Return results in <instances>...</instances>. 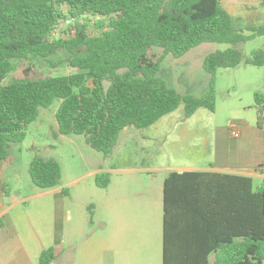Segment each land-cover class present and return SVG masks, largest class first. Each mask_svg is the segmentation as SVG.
<instances>
[{
	"label": "trees",
	"instance_id": "16d2710c",
	"mask_svg": "<svg viewBox=\"0 0 264 264\" xmlns=\"http://www.w3.org/2000/svg\"><path fill=\"white\" fill-rule=\"evenodd\" d=\"M261 6L262 23L246 27L251 35L244 36L220 0H0V161L7 166L10 146L21 143L39 109L55 101H59L54 114L57 133L82 135L89 147L104 155L112 152L124 128L147 129L181 104L185 119L200 108L213 111L215 72L242 62L263 66L264 49L244 59L232 48L207 55L202 67L212 79L199 98L181 96L169 87L158 75L160 63L166 55L178 58L203 43L236 45L255 36L264 38V0ZM65 19L72 25L50 41L53 28ZM153 47L161 49V57L149 55ZM59 51L68 53L65 62L74 73L8 79L15 62H52ZM254 102L261 129L264 94L255 92ZM28 173L33 186L41 190L53 189L61 180L54 159L34 157ZM230 178L245 186L240 189V242L222 264H264V181L253 193L250 179ZM94 180L100 189L109 184L106 173H97ZM167 184L168 179L165 193ZM3 187L8 195L6 183ZM163 212V264H167L166 197ZM220 243L226 250L230 240ZM55 260L54 248L49 247L41 251L38 264H55Z\"/></svg>",
	"mask_w": 264,
	"mask_h": 264
},
{
	"label": "rangeland",
	"instance_id": "374dc122",
	"mask_svg": "<svg viewBox=\"0 0 264 264\" xmlns=\"http://www.w3.org/2000/svg\"><path fill=\"white\" fill-rule=\"evenodd\" d=\"M220 3L244 36L251 35L246 27L259 26L263 21L261 0ZM228 48L238 50L244 59L253 51L264 49V38L255 36L236 45L203 43L178 58L166 55L158 75L181 96L199 98L208 91L212 79L202 67L203 59ZM149 55L157 59L162 51L153 47ZM67 57V52L59 51L51 57L52 62H15L8 79L70 75L75 70L65 62ZM213 77V111L200 108L185 119L181 104L147 129L126 127L108 155L89 147L82 135L57 133L54 114L59 101L39 109L37 119L25 129L24 140L10 146L5 172L8 194L23 199L9 210L7 217L31 264H38L41 251L49 247L58 253L55 264H162L160 246L155 252L153 245L157 232L160 240L161 216L156 217L151 199L144 200L138 208V218L144 215L142 222L128 218L127 223L120 221L121 206L127 197L138 192L142 197L145 193L152 197L162 174L119 175L110 169L164 167L194 161L231 163V152L242 145L243 128L250 135L257 132L254 93L264 94V64L255 67L242 62L234 68L218 69ZM235 130L239 132L237 138L230 134ZM34 157L58 162L61 180L57 187L41 190L33 186L28 169ZM95 171L108 174L105 189L95 185ZM4 200L8 205L12 203L10 198ZM136 231L143 232L148 241L143 239L140 245L133 240Z\"/></svg>",
	"mask_w": 264,
	"mask_h": 264
},
{
	"label": "crops",
	"instance_id": "0c3cea01",
	"mask_svg": "<svg viewBox=\"0 0 264 264\" xmlns=\"http://www.w3.org/2000/svg\"><path fill=\"white\" fill-rule=\"evenodd\" d=\"M243 129L242 145L231 152V163L194 161L179 165L168 164L164 167L110 169L119 175L153 172L162 174L152 197L145 192L143 197L141 192L132 193L121 206L123 211L120 210L122 223H127L128 219L131 222H142L144 215L138 218V208L144 200L151 199L156 207V217L159 219L161 216L160 240L157 232L153 245L155 252H158L160 246L162 264L165 197L168 202L167 264H222L229 252H232V247L240 242V189L245 186L230 177L250 179L253 193L264 181V128H257L253 135L245 127ZM6 169L7 166L0 161V264H31L19 235L9 224L7 217L9 210L23 199H16L10 193L4 194ZM167 179L165 193L164 184ZM5 197L10 198L12 203L8 205ZM143 235V232L136 231L132 239L142 245V240L145 239ZM225 238L230 240V244L225 245L226 250L220 243ZM54 252L57 257L55 248Z\"/></svg>",
	"mask_w": 264,
	"mask_h": 264
},
{
	"label": "built area",
	"instance_id": "2783aa9c",
	"mask_svg": "<svg viewBox=\"0 0 264 264\" xmlns=\"http://www.w3.org/2000/svg\"><path fill=\"white\" fill-rule=\"evenodd\" d=\"M71 25V20L70 19H65L64 21H62L61 23H59V25L55 26L49 36V40L53 41L54 39H56L59 36L60 31ZM231 137L233 138H237L239 137V132L238 131H231Z\"/></svg>",
	"mask_w": 264,
	"mask_h": 264
}]
</instances>
